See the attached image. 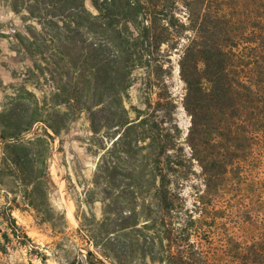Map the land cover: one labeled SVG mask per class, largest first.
<instances>
[{"label":"trees","instance_id":"1","mask_svg":"<svg viewBox=\"0 0 264 264\" xmlns=\"http://www.w3.org/2000/svg\"><path fill=\"white\" fill-rule=\"evenodd\" d=\"M89 2L93 11L85 0H7L14 13L25 12L39 27L23 44L40 54V72L55 74L56 104L65 111L54 114L65 117L62 124L69 111L84 110L93 133L114 130L106 135L112 142L94 178L96 186L103 179L105 221L120 198L125 205L117 212L126 213L120 230L136 228L139 217H158L160 234L143 238L149 250L144 257L152 264H264V0ZM177 4L185 8L184 22L175 16ZM186 31L178 59L181 103L190 118L183 137L168 84L171 67L164 62ZM136 68L146 70L143 80L156 99L131 118L124 98ZM47 127L59 134L49 121ZM128 157L134 158L129 167L123 164ZM193 161L203 189L189 207L182 188L195 174ZM241 185L236 214L243 233L236 235L225 228L219 202L228 187ZM113 187L117 201L108 199ZM5 209L9 232L0 237L29 240L18 235L12 207ZM100 263L87 251L78 264Z\"/></svg>","mask_w":264,"mask_h":264},{"label":"rangeland","instance_id":"2","mask_svg":"<svg viewBox=\"0 0 264 264\" xmlns=\"http://www.w3.org/2000/svg\"><path fill=\"white\" fill-rule=\"evenodd\" d=\"M85 6L93 11L89 0H85ZM175 16L179 22L185 21V8L180 4L175 6ZM35 29L38 31V25L25 12L14 13L7 0H0V236L3 231L9 232L5 207H12L18 235L25 233L29 239L24 241L10 235L7 242L0 237V249L2 246L6 249L0 250V264H78L87 251L100 264H144V260L152 264L144 257L149 250L143 238L160 234V219L139 217L136 228L120 230V217L126 214L117 212L119 204L121 209L125 205L120 198L105 221L103 179L96 186L94 178L100 158L112 142L106 135L114 130L93 133L84 110L73 115L69 111L63 124L65 117L54 114L55 110L65 111L64 104H56L60 102L54 96L55 74L40 72L38 65L43 66L40 54L33 45L27 49L23 44L27 43L24 37L33 40L28 32ZM176 30H180L179 26L173 29ZM186 35L187 31L177 48L167 52L169 62H164L171 67L168 84L176 103L175 120L183 137L190 118L181 103L185 85L179 75L178 59ZM132 77L124 104L134 118L136 109H144L145 102H154L156 95L145 85V69L136 68ZM34 97L38 101L36 109ZM32 117L40 122H32ZM47 121L59 127L57 136L47 127ZM183 147L189 156L186 143ZM133 159L125 158L123 164L129 167ZM192 168L195 174L182 188L189 207L198 189H203L195 161ZM118 181L120 176L113 183L117 185ZM236 188L228 187L219 205L225 206V228L241 235L243 221L236 212L242 208L243 190L242 185ZM108 191V199L117 201L118 190L113 187ZM145 197L147 203L149 197Z\"/></svg>","mask_w":264,"mask_h":264}]
</instances>
